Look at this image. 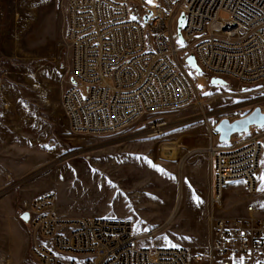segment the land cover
Segmentation results:
<instances>
[{
    "label": "rangeland",
    "instance_id": "obj_1",
    "mask_svg": "<svg viewBox=\"0 0 264 264\" xmlns=\"http://www.w3.org/2000/svg\"><path fill=\"white\" fill-rule=\"evenodd\" d=\"M136 3L144 10L157 6L156 0ZM65 7L66 0H0V264H39L20 216L23 202L43 194L55 195L65 217L130 221L143 247L206 246L208 175L199 166L192 172L188 162L198 155L186 151L205 149L209 136L212 147H228L259 135L256 190L248 196L241 184H228L222 214L242 215L250 204L264 218V80L210 85L211 77L188 68L202 89L190 104L106 136L73 135L61 107L71 83ZM253 115L261 124L221 139L220 125ZM198 154L209 164L206 153ZM189 184L206 191L195 194L190 208Z\"/></svg>",
    "mask_w": 264,
    "mask_h": 264
},
{
    "label": "built area",
    "instance_id": "obj_2",
    "mask_svg": "<svg viewBox=\"0 0 264 264\" xmlns=\"http://www.w3.org/2000/svg\"><path fill=\"white\" fill-rule=\"evenodd\" d=\"M136 1L66 0L71 83L61 107L71 134L106 136L195 101L202 89L188 74L189 55L205 76L240 85L264 80V0H156L145 10ZM180 13L182 43L175 31ZM207 144L186 151L204 152L210 163L206 253L143 247L130 221L65 217L55 195L43 194L22 203L32 256L39 264H264V218L250 204L242 215L222 214L228 184H241L248 196L256 190L259 135L228 147H212L209 136Z\"/></svg>",
    "mask_w": 264,
    "mask_h": 264
},
{
    "label": "water",
    "instance_id": "obj_3",
    "mask_svg": "<svg viewBox=\"0 0 264 264\" xmlns=\"http://www.w3.org/2000/svg\"><path fill=\"white\" fill-rule=\"evenodd\" d=\"M147 20H148V16H144L143 21L147 22ZM182 21H183V15H182V13H180L178 18H177L176 28H175L177 40L180 43L183 42V39H182L181 34H180V26L182 24ZM184 63L189 69H192V70H195L196 72H199V69L195 65L194 59L191 55H189L185 58ZM209 84L210 85H217V86H224L225 81L222 79H219V78H210ZM261 122H262V119L258 115H253V116H250V117H248L242 121L236 122L230 126L225 125V124L220 125L217 130L220 132L221 139H225L227 137V135L231 132L241 131V130L247 128V126H249L250 124H261ZM20 219L24 223H27L28 215L22 214L20 216Z\"/></svg>",
    "mask_w": 264,
    "mask_h": 264
},
{
    "label": "crops",
    "instance_id": "obj_4",
    "mask_svg": "<svg viewBox=\"0 0 264 264\" xmlns=\"http://www.w3.org/2000/svg\"><path fill=\"white\" fill-rule=\"evenodd\" d=\"M264 141V140H263ZM262 147L264 149V142L262 143ZM192 155H198V156H194L192 157L190 160H189V168L192 169L193 168V171L196 169L197 166L201 167L205 173H207L208 175V183L206 185V191H207V196H208V191H209V187H210V182H211V171H210V163L208 164L206 162V160L204 159L203 156H201L200 154L198 153H194ZM191 155V156H192ZM208 160V159H207ZM194 174V173H193ZM206 191H199L195 188V186H188V191H187V194H188V202H187V207L190 208L191 206H193L195 204V194L198 193V194H203L204 192L206 193ZM206 201H207V198H206ZM208 243V242H207ZM188 252L191 254V255H198V254H204L206 253V250H207V244L206 246H202L200 248H187Z\"/></svg>",
    "mask_w": 264,
    "mask_h": 264
},
{
    "label": "snow or ice",
    "instance_id": "obj_5",
    "mask_svg": "<svg viewBox=\"0 0 264 264\" xmlns=\"http://www.w3.org/2000/svg\"><path fill=\"white\" fill-rule=\"evenodd\" d=\"M148 2H149V3H152V0H148ZM206 95H207V93H206ZM261 179L264 180V177H261ZM260 190H261V191H264V188H261Z\"/></svg>",
    "mask_w": 264,
    "mask_h": 264
},
{
    "label": "bare ground",
    "instance_id": "obj_6",
    "mask_svg": "<svg viewBox=\"0 0 264 264\" xmlns=\"http://www.w3.org/2000/svg\"><path fill=\"white\" fill-rule=\"evenodd\" d=\"M219 132V131H218Z\"/></svg>",
    "mask_w": 264,
    "mask_h": 264
}]
</instances>
